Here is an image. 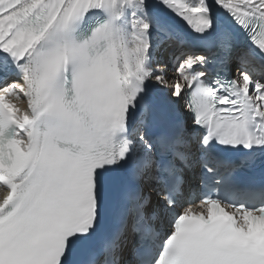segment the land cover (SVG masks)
<instances>
[{"label": "snow or ice", "instance_id": "1", "mask_svg": "<svg viewBox=\"0 0 264 264\" xmlns=\"http://www.w3.org/2000/svg\"><path fill=\"white\" fill-rule=\"evenodd\" d=\"M0 264H264V0H0Z\"/></svg>", "mask_w": 264, "mask_h": 264}]
</instances>
